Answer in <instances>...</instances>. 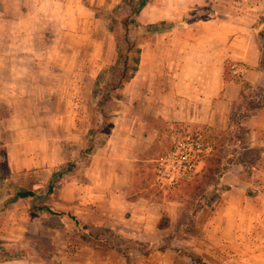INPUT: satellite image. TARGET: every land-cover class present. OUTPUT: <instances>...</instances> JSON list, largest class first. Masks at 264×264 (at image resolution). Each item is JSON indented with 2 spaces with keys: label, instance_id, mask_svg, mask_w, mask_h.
<instances>
[{
  "label": "rangeland",
  "instance_id": "374dc122",
  "mask_svg": "<svg viewBox=\"0 0 264 264\" xmlns=\"http://www.w3.org/2000/svg\"><path fill=\"white\" fill-rule=\"evenodd\" d=\"M211 1L153 0V3L165 5L171 11L178 6L182 12H187L183 19L198 21L211 15L212 8L205 6ZM61 2L63 11L57 5L53 8L57 13L55 20L49 18L39 23L40 37L33 44L40 51L33 74L38 80L51 83L49 86L56 92L70 91L71 106L79 114L75 119L65 118L62 126L69 128L74 123L85 127L87 132L95 79L102 70L116 64L118 46L128 47L126 36L129 35L131 41L142 42L147 25L165 13L161 14L156 6H147L136 14V3L123 0ZM78 2L84 9L79 22L74 17V13L78 14ZM227 8L228 5L223 4L219 11ZM100 11H107L105 17L100 16ZM131 18H136L139 25L131 24L128 31L122 22ZM188 26L200 29L198 23ZM252 28L261 50L256 69L264 75V19ZM191 41L192 46L187 51L198 58L203 53L200 40L193 36ZM141 47L142 62L136 79L120 92L122 97L119 100L115 98L104 106L108 123L112 126L109 140L114 130L118 134L110 152H103L97 163L101 174L99 180L83 178V171L90 166L85 168L83 163L64 178L67 180L63 187L82 179L85 181L88 194L84 199L75 200L73 192L67 194L65 189L61 193L48 194L49 183L22 184L15 181L25 188L38 190L41 196L13 203L0 216V251L10 253L13 247H21L27 255L22 261L7 264H197L196 260L200 264H264V198L228 191L220 198L210 195L208 202L205 197L213 191V185L202 177L206 157L216 152L221 153L223 163L227 158L235 160L221 185L230 184L232 189H237L246 174L245 167L254 161V173L258 176L255 183L260 184L264 177V145L254 143L249 126L238 128L236 119L239 113L229 132L228 128L218 129L196 121L155 117L153 106L144 98L150 88L154 90V86L166 84V71L155 66L166 63L170 53L165 47L160 54L156 53H159L156 48L146 49L144 53L143 45ZM44 48L47 52L42 53ZM233 67L237 69L235 64ZM234 70L233 73L238 75ZM120 74V71L106 73L102 79L104 89L111 90ZM57 80L66 84L52 83ZM43 88L39 87L40 94L44 93ZM246 94L247 102L259 101L264 94V84H253L246 89ZM38 104L40 109L53 106L52 101ZM245 104L239 101L240 112L245 111ZM32 105L26 101L19 103L24 116L17 119L18 132L27 141L36 134L37 121H50L30 116L26 109ZM56 125L60 127L57 132L45 126L38 130L39 135L52 139L66 135L61 124L56 122ZM130 127L145 130L150 142L141 139L143 143L128 147L123 132ZM84 135L77 141L79 151L85 146ZM61 144L71 147L74 139L66 138ZM1 150L6 148L0 136V192L3 191L0 196L4 200L9 196L7 185L1 179L5 172V168L1 170ZM133 159H136V169L130 174L127 172ZM95 186L96 197L93 191L89 192ZM256 186L264 187L262 184ZM44 205L73 213L82 224L78 226L69 217L60 218L40 211L38 207ZM165 213L169 225L161 227ZM85 225L115 246L105 247L88 240L82 235L85 229L81 228ZM105 228L112 232L105 231Z\"/></svg>",
  "mask_w": 264,
  "mask_h": 264
},
{
  "label": "crops",
  "instance_id": "0c3cea01",
  "mask_svg": "<svg viewBox=\"0 0 264 264\" xmlns=\"http://www.w3.org/2000/svg\"><path fill=\"white\" fill-rule=\"evenodd\" d=\"M61 1L0 0V136L4 141L12 178L22 184L49 183L60 166L80 153L77 141L86 133L85 127L81 128L74 123L69 128L62 126L65 118L75 119L79 114L71 106L70 91L56 92L49 86L51 83L40 81L33 74L38 66L40 51L39 47L33 44V41L40 37L39 23L49 18L55 20L54 16H57V13L53 8L57 5L63 11ZM223 4L228 5V8L220 12L219 9ZM147 6H156L160 13H165L157 21H179L183 19V14H187L178 6L175 7V11H171L166 9L165 5L153 3V0ZM205 6L211 7L216 16L198 23L200 29H196L197 26H186L156 34L143 44L144 53L146 49L156 48L159 51L156 53L160 54L162 47L170 53L166 63L162 62L155 66L159 70L166 71V84L154 86V90L150 88L144 101L153 106L155 117L196 121L214 128L226 129L244 91L242 82L225 81L226 64L228 62L235 64L237 69L234 71L245 81L264 84L263 73L256 69L260 62L261 50L252 28L256 22L264 19V0H212ZM81 10L84 9H81V4L78 2V14L74 13L77 22L81 19ZM82 16H85V12ZM193 36H198L199 44L203 48V53L198 58L187 51L192 46ZM41 52H47L46 48ZM185 70L190 72H182ZM194 70L198 71L192 73ZM52 83L66 84L63 80ZM40 86L45 87L44 93L40 94ZM23 101L33 104L26 109L30 116L50 120L36 122L37 132L30 141L18 132L17 119L24 116L19 103ZM41 101H52L53 106L40 109L38 103ZM56 122L61 124L66 135L61 138L56 136L54 139L39 135L38 130L45 126L57 132L60 127ZM243 125L251 129L254 143L264 145V107L253 112L251 117L243 121ZM116 134L118 131L114 130L106 148H100L94 154L90 166L82 173L84 179L99 180L101 174L97 163L103 152L108 153L112 149ZM123 135L125 142L129 143L128 147L143 143L141 139L150 142V137L141 128L130 127L123 132ZM66 138L74 139V145L64 147L61 142ZM128 151L134 153L130 149ZM135 164L136 159L130 161V170L127 173H134ZM253 177L255 182L258 176L254 173ZM64 178L55 184V191L51 195L56 192L61 193L65 189L67 194L73 192L75 200H83L88 194L85 181L82 179L76 184L63 187L67 180ZM255 184L264 186V177L260 184ZM90 189L89 192L93 191L96 197V186ZM229 192L243 193L245 190L237 187Z\"/></svg>",
  "mask_w": 264,
  "mask_h": 264
},
{
  "label": "trees",
  "instance_id": "16d2710c",
  "mask_svg": "<svg viewBox=\"0 0 264 264\" xmlns=\"http://www.w3.org/2000/svg\"><path fill=\"white\" fill-rule=\"evenodd\" d=\"M127 3H136L135 13L140 14L143 9L152 1V0H123ZM211 15L207 19L202 20H194L190 18H184L179 21H168V20H160L157 22H150L147 25L145 30L143 41L137 43L136 41H131L130 36H126V42L128 47L126 49L120 48L118 46L119 56L116 64L112 65L108 69L102 70L99 76L95 79L93 84V90L90 99V124L87 132L83 136L85 141V146L81 149L79 156L77 158H72L64 165L60 166V168L54 173L51 178V181L48 184V194H52L55 191V184L64 178L67 174L75 171V169L80 165V163L84 164V167L87 168L94 156V154L101 148L108 144L109 136L112 130V126L108 123V114L106 113L104 106L110 103L112 100L120 99L122 94L120 93L126 85L130 84L132 80H134L140 71V66L142 62V47L150 37L156 34H162L169 31H173L175 29H180L188 25H192L194 23H200L205 20L214 18L216 16L215 11L212 9L209 11ZM107 11H100V16L105 17ZM134 26L139 25V21L136 18L125 19L122 22L123 27L129 31L130 25ZM119 41V40H118ZM234 67L231 62H228L225 66L224 78L226 82L235 81L242 82L244 85V91L241 95L240 101H244L245 111L240 112L239 103L236 105L234 112L230 117V121L228 124V131L231 130L233 121L236 119L235 117L239 113L238 119H236V123L238 128L242 129L244 127L243 121L252 116L253 112L260 110L264 107V94L261 96L259 101L255 99L247 102V94L246 89L248 87H253V84L245 81L242 76L235 75L233 73ZM109 71H120V76L116 81V85L112 87L111 90L104 89L102 85V79L105 77L106 73ZM117 92V93H116ZM119 92V93H118ZM116 93V94H115ZM115 94V95H114ZM98 117L100 119H98ZM228 134V133H226ZM105 135V137H102ZM1 155L3 157V164L1 165V170L3 171L5 168L4 176L1 178L3 184L7 185L8 188V196L3 200L2 196H0V216L1 214L13 203H16L22 199H35L40 197L38 190L25 188L18 183H16L11 175L8 164V157L6 150H1ZM206 165L204 168L203 179L206 183L213 185V191H211L208 196L206 195V200L209 202L210 195L215 194L216 197L220 198L221 195L230 191L233 186L230 184L221 185L220 182L224 178L227 173V170L231 165L235 163V160L232 158H227L225 163L222 162L221 153L212 152L205 159ZM256 166V162L249 163L246 168V174L243 176V181L237 184V187L245 190V192L251 197H262L264 198V187H258L254 182V168ZM2 184V185H3ZM4 185V186H5ZM4 190V189H3ZM207 189L205 188V191ZM3 191L0 192L2 195ZM45 198V197H42ZM38 209L42 212L49 213L54 216H58L60 218L69 217L73 219L76 225L80 226L82 224L81 220L78 219L73 213L65 212L57 210L56 208L48 205L40 206ZM164 223L160 224L161 227H167L169 225V217L165 213L164 214ZM89 225H85L81 228L85 229V232L82 231V235L85 236L88 240L105 246V247H114L108 239L104 237H100L95 234V232L89 230ZM104 228V227H103ZM105 231L112 232L111 229L105 228ZM26 251L21 247H13L10 253H5L0 251V263L6 261H17L22 260L27 255ZM147 253H149L147 251ZM4 254V255H3ZM197 264H200L199 260L195 261Z\"/></svg>",
  "mask_w": 264,
  "mask_h": 264
},
{
  "label": "built area",
  "instance_id": "2783aa9c",
  "mask_svg": "<svg viewBox=\"0 0 264 264\" xmlns=\"http://www.w3.org/2000/svg\"><path fill=\"white\" fill-rule=\"evenodd\" d=\"M194 166H195V163H194L193 165H191V167H190V168H191V169H193V168H194Z\"/></svg>",
  "mask_w": 264,
  "mask_h": 264
}]
</instances>
